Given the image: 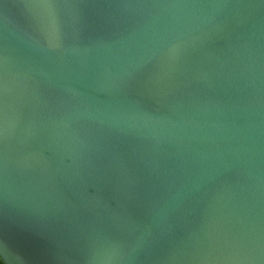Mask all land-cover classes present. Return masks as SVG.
<instances>
[{"label": "water", "instance_id": "obj_1", "mask_svg": "<svg viewBox=\"0 0 264 264\" xmlns=\"http://www.w3.org/2000/svg\"><path fill=\"white\" fill-rule=\"evenodd\" d=\"M3 264H264V0H0Z\"/></svg>", "mask_w": 264, "mask_h": 264}, {"label": "trees", "instance_id": "obj_2", "mask_svg": "<svg viewBox=\"0 0 264 264\" xmlns=\"http://www.w3.org/2000/svg\"><path fill=\"white\" fill-rule=\"evenodd\" d=\"M0 264H3L2 261H1V259H0Z\"/></svg>", "mask_w": 264, "mask_h": 264}]
</instances>
